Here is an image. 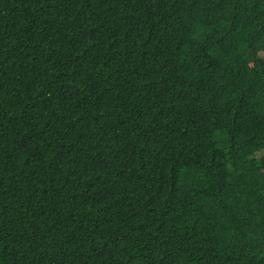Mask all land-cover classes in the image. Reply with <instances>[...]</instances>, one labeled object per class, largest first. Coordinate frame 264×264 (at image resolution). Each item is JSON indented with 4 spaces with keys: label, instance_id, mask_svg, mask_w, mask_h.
<instances>
[{
    "label": "trees",
    "instance_id": "trees-1",
    "mask_svg": "<svg viewBox=\"0 0 264 264\" xmlns=\"http://www.w3.org/2000/svg\"><path fill=\"white\" fill-rule=\"evenodd\" d=\"M0 264H264V0H0Z\"/></svg>",
    "mask_w": 264,
    "mask_h": 264
}]
</instances>
